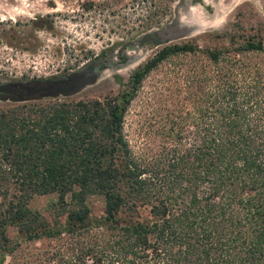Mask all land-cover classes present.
Returning a JSON list of instances; mask_svg holds the SVG:
<instances>
[{"label":"trees","instance_id":"1","mask_svg":"<svg viewBox=\"0 0 264 264\" xmlns=\"http://www.w3.org/2000/svg\"><path fill=\"white\" fill-rule=\"evenodd\" d=\"M209 38L161 47L102 98L0 95V264H264V41ZM164 64L171 91L131 135Z\"/></svg>","mask_w":264,"mask_h":264},{"label":"rangeland","instance_id":"2","mask_svg":"<svg viewBox=\"0 0 264 264\" xmlns=\"http://www.w3.org/2000/svg\"><path fill=\"white\" fill-rule=\"evenodd\" d=\"M8 15L22 22L13 36L0 30L1 83L45 80L62 74L66 80L70 73L79 71L84 76L98 75L94 84L75 94L42 97L44 101L102 98L116 93L120 85L115 77L125 81L137 65L167 44L188 40H196L200 46L219 44L209 35L232 27L239 33L262 36L264 41V0H18L16 5L7 6L0 1V18ZM41 16L44 25L38 24L42 22L39 19L36 26L34 18ZM145 33L154 34L161 44L139 45ZM166 66L147 75L130 104L126 128L131 135L139 133L143 115H154V123L162 105L160 91L170 93L162 83ZM167 105H172L171 98ZM153 137L157 142V136ZM52 199L36 196L30 206L43 209ZM90 205L95 212L103 206L99 198H93Z\"/></svg>","mask_w":264,"mask_h":264},{"label":"water","instance_id":"3","mask_svg":"<svg viewBox=\"0 0 264 264\" xmlns=\"http://www.w3.org/2000/svg\"><path fill=\"white\" fill-rule=\"evenodd\" d=\"M151 42L155 45L161 44V41L159 39H156L154 34L151 33H145L142 35L139 45H143L145 43ZM98 75L93 74L92 76H84L80 73H72L69 75L68 79L64 81H71V84H47V85H40L38 87L34 85H26L24 84L22 86L23 89L26 90L28 97H32L36 94H38V97H56L59 94L64 95H71L79 92L87 85L94 84L97 80ZM16 90L14 89V84L10 83H1L0 82V95H4L6 97H12L15 94Z\"/></svg>","mask_w":264,"mask_h":264},{"label":"flooded vegetation","instance_id":"4","mask_svg":"<svg viewBox=\"0 0 264 264\" xmlns=\"http://www.w3.org/2000/svg\"><path fill=\"white\" fill-rule=\"evenodd\" d=\"M1 3L3 4L4 3V6L6 5H16L17 4V1L18 0H0ZM1 10L5 11V9L2 7ZM3 15V14H1ZM39 19L42 20L41 23H38L39 25H44V19L43 17H35L34 20H35V24L37 23L36 21H38ZM20 22H22L20 20ZM20 22L18 20H16L15 18H13L12 16L8 15V17H1L0 18V30L2 32H9L11 34V36H13V32H16V30H18L20 28ZM34 22V21H33ZM38 24H36V26H39ZM155 36V35H154ZM155 38L157 39V37L155 36ZM149 43V42H148ZM151 43V42H150ZM88 70V69H87ZM79 73H84L83 71H79ZM72 74V73H70ZM69 74V75H70ZM65 75L62 74V75H52V77L50 78H46L45 80H40V79H32L30 81H26V82H21V81H16V82H11L12 84H14V89L16 90L15 94L12 96L14 98H17V99H29V98H33V97H36V98H40L38 97V94L32 96V97H28V94L26 92L25 89L22 88V86L24 84H28V85H34L36 87L40 86V85H49V84H52L54 86V84L58 83V84H61V83H65V84H71V81H64L65 80Z\"/></svg>","mask_w":264,"mask_h":264}]
</instances>
